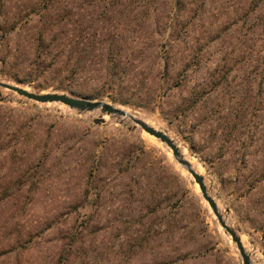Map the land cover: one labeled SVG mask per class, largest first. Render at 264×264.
Returning <instances> with one entry per match:
<instances>
[{"label":"rangeland","instance_id":"obj_1","mask_svg":"<svg viewBox=\"0 0 264 264\" xmlns=\"http://www.w3.org/2000/svg\"><path fill=\"white\" fill-rule=\"evenodd\" d=\"M0 81L166 133L264 264V0H0ZM0 264L242 261L157 139L0 89Z\"/></svg>","mask_w":264,"mask_h":264},{"label":"water","instance_id":"obj_2","mask_svg":"<svg viewBox=\"0 0 264 264\" xmlns=\"http://www.w3.org/2000/svg\"><path fill=\"white\" fill-rule=\"evenodd\" d=\"M0 89H5L18 94L28 100L35 101L40 104H62L66 107L78 112L79 114H85L89 112L99 111L102 114L116 116L120 119L128 118L130 122L134 124L135 127H139L143 132L147 133L151 137L157 139L162 143L168 150L172 152V156L177 164L185 170L189 175H191L198 185L200 190V195L204 201L209 205L212 214L215 216L219 226L224 230V232L231 237L232 242L236 245L239 256L241 258L242 264H253L252 257L247 251L245 245L242 242V237L239 231L236 230L228 221L226 213L222 211L219 207L217 201L212 196L208 186L206 185L205 178L202 174H199L192 164L184 157L182 150L178 147L176 142L168 136L166 133L154 128L150 124L146 123L140 118L134 115L128 114L125 111L113 106L102 100H92L86 97H75L71 94L65 93H47V94H36L29 92L21 87L5 83L0 81ZM95 124H100V120H96ZM229 212V210H226Z\"/></svg>","mask_w":264,"mask_h":264},{"label":"bare ground","instance_id":"obj_3","mask_svg":"<svg viewBox=\"0 0 264 264\" xmlns=\"http://www.w3.org/2000/svg\"><path fill=\"white\" fill-rule=\"evenodd\" d=\"M126 112V111H125ZM126 113H128V112H126ZM128 114H130V113H128ZM132 115V114H131ZM124 120H126V121H129L130 122V119H128V118H125ZM192 177V176H191ZM193 178V177H192ZM207 203V202H206ZM208 204V203H207ZM209 206V205H208ZM229 236V235H228ZM230 237V236H229ZM231 238V237H230ZM232 241V240H231Z\"/></svg>","mask_w":264,"mask_h":264},{"label":"crops","instance_id":"obj_4","mask_svg":"<svg viewBox=\"0 0 264 264\" xmlns=\"http://www.w3.org/2000/svg\"><path fill=\"white\" fill-rule=\"evenodd\" d=\"M198 163V162H197Z\"/></svg>","mask_w":264,"mask_h":264}]
</instances>
